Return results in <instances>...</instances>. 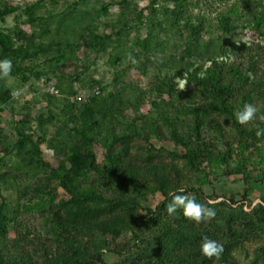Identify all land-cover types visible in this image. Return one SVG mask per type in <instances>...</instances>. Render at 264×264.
<instances>
[{
	"label": "rangeland",
	"instance_id": "374dc122",
	"mask_svg": "<svg viewBox=\"0 0 264 264\" xmlns=\"http://www.w3.org/2000/svg\"><path fill=\"white\" fill-rule=\"evenodd\" d=\"M6 6L17 9L0 33L25 52L0 78L10 94L0 104V264H264V0H0ZM215 66L257 118L237 126L188 82ZM229 66L248 81L233 80ZM161 82L203 108L197 135ZM108 153L119 157L109 175ZM64 170L76 176L74 197L56 176ZM172 193L216 215H169ZM204 236L223 245L218 258L200 252Z\"/></svg>",
	"mask_w": 264,
	"mask_h": 264
},
{
	"label": "trees",
	"instance_id": "16d2710c",
	"mask_svg": "<svg viewBox=\"0 0 264 264\" xmlns=\"http://www.w3.org/2000/svg\"><path fill=\"white\" fill-rule=\"evenodd\" d=\"M17 8L15 7H3L0 10V20H2L4 17H6L9 14H12L16 11ZM24 33L20 32L18 35L19 39H23ZM106 37H99L94 35L92 42L97 41H104ZM25 52L20 47H13V42L11 38L7 34L0 33V60L2 59H10L16 53H22ZM228 71L232 77L233 80L237 81L238 83L243 84V82L248 81V76L246 74H241L239 68L235 67H228ZM188 82L190 84L194 85V89H196L199 92H204L207 94L212 95L215 97L217 101V107L221 111H223L225 114L229 116L230 119L233 120V122L238 126V119L236 118L237 113L243 110L245 99L244 97H239V100L234 98L232 96V92L234 91L233 87L231 86L230 80H227L223 78L220 74V68L219 67H213L208 69L201 77H198L195 72L189 74ZM255 82V81H253ZM161 87L157 90L160 91V93H165L168 96V99L170 101L171 106L177 111V112H187L191 116H193V122H194V128L193 133L198 134L199 132V124L201 115L203 113V108L199 105L192 106L185 104L182 100V94L177 92L173 83H162ZM263 93H264V85L262 86ZM10 100V94L9 92H3L0 88V104H5ZM178 103V104H177ZM152 105L154 107L157 106L156 102H152ZM174 133V130H173ZM82 155L86 156L87 158V167L95 172L100 173L99 166L96 163V159L92 154H88L85 152H82ZM119 157L117 154H111L108 153L105 156V160L107 161V165H105L103 168L105 172L109 175L110 173H113V167L114 164H116V161H118ZM187 160L189 164L196 168L197 167V153L196 151H189L187 154ZM226 163V160H225ZM43 165H46L43 163ZM105 175V174H102ZM56 176L59 179L60 186L62 189H64L67 193L70 195H73L75 182H76V176L72 173V171H62V173L58 174L56 172ZM106 176V175H105ZM94 200L95 198H90ZM164 203L161 205L160 208ZM151 212V211H149ZM7 222L6 215L3 213V208H0V234L3 233L4 225Z\"/></svg>",
	"mask_w": 264,
	"mask_h": 264
},
{
	"label": "clouds",
	"instance_id": "9594fccd",
	"mask_svg": "<svg viewBox=\"0 0 264 264\" xmlns=\"http://www.w3.org/2000/svg\"><path fill=\"white\" fill-rule=\"evenodd\" d=\"M131 58V57H130ZM135 62V61H133ZM13 64L10 59L0 60V78L8 77L11 73ZM183 87V85H181ZM259 109L253 104H245L243 110L237 113V119L241 124L249 122L257 118ZM260 120H264V115L259 116ZM258 137L264 136V128H258L256 131ZM183 192V189L180 190ZM171 201L166 206L169 215L175 213L178 209H182L183 215L191 220L199 222L202 219L212 218L216 215L214 208L196 202L195 199L189 198L187 195L172 193ZM200 252L204 257L209 259L219 257L223 252V245L216 240L204 236L200 243Z\"/></svg>",
	"mask_w": 264,
	"mask_h": 264
},
{
	"label": "built area",
	"instance_id": "2783aa9c",
	"mask_svg": "<svg viewBox=\"0 0 264 264\" xmlns=\"http://www.w3.org/2000/svg\"><path fill=\"white\" fill-rule=\"evenodd\" d=\"M52 91V90H51Z\"/></svg>",
	"mask_w": 264,
	"mask_h": 264
}]
</instances>
